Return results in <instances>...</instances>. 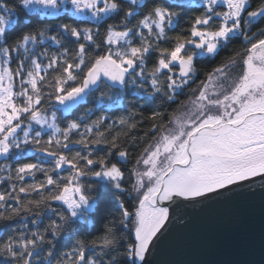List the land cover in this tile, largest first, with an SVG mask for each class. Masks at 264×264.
<instances>
[{
  "label": "snow or ice",
  "instance_id": "1",
  "mask_svg": "<svg viewBox=\"0 0 264 264\" xmlns=\"http://www.w3.org/2000/svg\"><path fill=\"white\" fill-rule=\"evenodd\" d=\"M0 159V264H151L190 209L264 197V0H0Z\"/></svg>",
  "mask_w": 264,
  "mask_h": 264
},
{
  "label": "water",
  "instance_id": "2",
  "mask_svg": "<svg viewBox=\"0 0 264 264\" xmlns=\"http://www.w3.org/2000/svg\"><path fill=\"white\" fill-rule=\"evenodd\" d=\"M253 188L190 209L186 225L171 226L148 257L151 264H264V197Z\"/></svg>",
  "mask_w": 264,
  "mask_h": 264
},
{
  "label": "trees",
  "instance_id": "3",
  "mask_svg": "<svg viewBox=\"0 0 264 264\" xmlns=\"http://www.w3.org/2000/svg\"><path fill=\"white\" fill-rule=\"evenodd\" d=\"M160 2H163V0H160ZM254 3H255V0H254ZM220 10H223V9H220ZM199 11H200V10H193V11L189 12L188 15L185 16L184 20L182 21V23H181V28H178V29H177V32H179L181 29H186V28L188 27V23H189V21H188V17H189V16H194V15L199 14ZM118 19H119V18H117V20H118ZM60 22H68V21H67L66 18H64L63 20H58V19L51 18V17H49L47 20H44V23H51V24H58V23H60ZM108 22H109V23H115V22H117V21H108ZM33 23H36V21H33ZM175 34H176V33H169L170 36H174ZM102 36H103V28H101V38H102ZM162 46H166V45H162ZM69 47L71 48L72 45H69ZM233 47H235V48H239V47H240L239 41L235 42L234 45H233ZM38 50H40V49H38ZM49 51H50V52H56L57 49H56V48H49ZM228 54H229V53L226 51V52L222 53L221 55H222V56H226V55H228ZM205 63H206V62H200V63H198L197 67H198V68L203 67ZM151 66H152V61L149 62L148 67L151 68ZM13 67H15V64H13ZM208 68H209V70H210L211 65H208ZM201 78H202V76H201ZM192 87H195V85H192ZM185 92L187 93V89L185 90ZM186 99H187V96H186V95H181L180 97H178V100H179V101H185ZM171 107L174 108V107H176V105H172ZM150 110H151V109H145V110H144V112H143V116H144V121H143V123L139 124L138 128L135 129L132 133H129V137L135 135L136 139L139 140L140 137L143 136L144 132L148 129V127H149L150 124H151V121L147 119ZM170 110H171V109H169V111H170ZM120 115H127V113H125V112H123V111L115 112V113H113V118H115L116 116H120ZM94 118H95V117H93V119H94ZM136 119L139 121V120H140V117L138 116ZM61 126L63 127V124H61ZM74 138H77V137L74 136ZM45 139H46V137H45ZM121 139L124 140V137H122ZM145 143H146V141H145ZM104 147H105V151H106V147H107V146H104ZM143 147H144V144L141 143V144H139V146H138L137 148L132 149V156H131V159H132L133 162H134L135 157L139 154V151H140ZM77 150H80V146H77L73 151H77ZM98 154H99V155H104L105 153H104V152H101V153H98ZM28 162H33V163L36 162L35 157L29 156V157H25L24 159H21V160H19V161H7V163H10V164L12 165L13 168L17 167L18 164H21V163H28ZM112 162H114V163L117 162L116 159H115V157L112 158ZM2 163H5V161L2 160V159H0V164H2ZM118 166L122 167V169H124V170H127V169L131 168L132 164L129 163L128 165H118ZM0 175H6V173L0 174ZM126 177H127V171H126ZM42 180H44V175H43V173H39V172L36 173L35 181H36V182H39V181H42ZM32 182H33V180H32L31 177H26V178H25V183H32ZM11 183H17V189H18V187H19V183L16 182L15 180H12V181H6V182H4V183H0V192L8 191V190H9V185H10ZM24 198H25V197H24V194H21V199H22V201L24 200ZM28 198L36 199V198H38V197L36 196L35 193H32V194L30 195V197H28ZM9 203H14V202L10 201ZM131 210H132L131 207H129V211H131ZM114 214H115L116 217H119V212H118V211H115ZM51 218H52V219H55L54 216H52ZM48 223H49V218H48V216H45L44 219H43V224L40 225L41 230H43V228H44L45 226H47ZM129 227H131V225H129ZM29 228H32V225H31V224H29ZM117 234H118V235H125V234L122 233V232H118ZM89 239H92V237H89ZM64 250H67V249H62V251H64Z\"/></svg>",
  "mask_w": 264,
  "mask_h": 264
}]
</instances>
